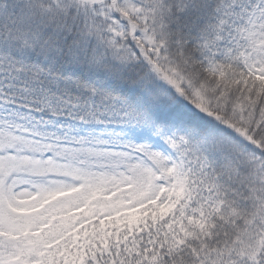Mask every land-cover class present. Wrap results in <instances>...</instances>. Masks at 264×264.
I'll return each mask as SVG.
<instances>
[{"label":"snow or ice","instance_id":"snow-or-ice-1","mask_svg":"<svg viewBox=\"0 0 264 264\" xmlns=\"http://www.w3.org/2000/svg\"><path fill=\"white\" fill-rule=\"evenodd\" d=\"M0 264H264V0H0Z\"/></svg>","mask_w":264,"mask_h":264}]
</instances>
